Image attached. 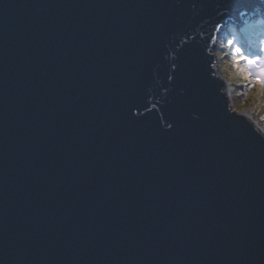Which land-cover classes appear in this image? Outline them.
<instances>
[{"label":"water","instance_id":"obj_1","mask_svg":"<svg viewBox=\"0 0 264 264\" xmlns=\"http://www.w3.org/2000/svg\"><path fill=\"white\" fill-rule=\"evenodd\" d=\"M236 7L0 0V264H264V135L169 79L208 67L236 115L209 43Z\"/></svg>","mask_w":264,"mask_h":264},{"label":"snow or ice","instance_id":"obj_2","mask_svg":"<svg viewBox=\"0 0 264 264\" xmlns=\"http://www.w3.org/2000/svg\"><path fill=\"white\" fill-rule=\"evenodd\" d=\"M230 4H235V12L238 14V19L241 20L240 23L236 25V30L234 34H231L229 38L224 41H220L219 33L227 27L226 23H217L215 25V33L210 34L209 43L219 42V47L224 49L225 47L231 50L232 59L230 61V66L232 71H228V65H224V71L228 73V79L231 81L234 77H242L244 81H247L249 87H256L257 84L261 90V94H264V31H260L256 34L255 47L253 48V43L248 39L247 33L249 26H244L242 18L247 16L248 12H252L254 17H259L258 24L264 26V0H230ZM251 5V6H250ZM225 10L229 14L233 12V8L229 4L225 5ZM223 13L221 14V20H223ZM254 27V26H252ZM249 49H252L251 51ZM211 55V53H209ZM223 56V53L220 54ZM178 59V58H177ZM205 63H209L207 60ZM180 68L177 60L173 61V73L169 79L176 77L178 80L181 76H187L190 80H194L202 88H208L211 91V100L214 105L219 108V111L223 115L224 119L229 121H235L236 123L243 124L244 121L239 120V116L242 112L241 107L233 106L232 111L236 113L235 116L230 115L228 111L220 108L213 96V85L214 80L209 79V68L204 67L201 69L197 64L194 63L191 71L185 73V69L177 70ZM214 75V73H213ZM177 97L188 98L190 97V89L181 84L178 87ZM132 106H130L131 108ZM193 118L199 120L200 117L196 112H193ZM133 116L130 115L129 119ZM173 129V123L167 122V131ZM251 131V129L249 128ZM261 135H264V128L261 130ZM255 135V134H254ZM256 136V135H255ZM260 141L264 142V139L256 136Z\"/></svg>","mask_w":264,"mask_h":264},{"label":"rangeland","instance_id":"obj_3","mask_svg":"<svg viewBox=\"0 0 264 264\" xmlns=\"http://www.w3.org/2000/svg\"><path fill=\"white\" fill-rule=\"evenodd\" d=\"M258 19L259 17H254L253 13H248L243 21L244 26H249L250 32L248 31L247 36L250 42L253 43V48L255 47L256 34L264 31V26L258 24ZM226 25L229 28L226 27L220 32V41H224L235 33L236 26L231 20H227ZM214 50L215 52L212 50L211 52L214 56L216 73L223 80L224 90L228 95L230 106L232 108L233 106L241 107V114L248 117L260 131L264 128V94H261L259 85L257 84L256 87L250 88L248 82L244 81L242 77H234L230 81L228 73L224 71V65H228V71H232L230 66L232 59L231 50L227 47L221 49L219 42L214 46ZM249 50L251 51L252 49ZM221 53H223V56L220 55Z\"/></svg>","mask_w":264,"mask_h":264},{"label":"bare ground","instance_id":"obj_4","mask_svg":"<svg viewBox=\"0 0 264 264\" xmlns=\"http://www.w3.org/2000/svg\"><path fill=\"white\" fill-rule=\"evenodd\" d=\"M228 27V26H227ZM229 28V27H228ZM223 31V30H222ZM249 32H250V29L248 30ZM219 36H220V33L218 34ZM218 44V42L217 43H212V45H213V47H211V50L212 51H214L215 52V50H214V46L215 45H217Z\"/></svg>","mask_w":264,"mask_h":264},{"label":"trees","instance_id":"obj_5","mask_svg":"<svg viewBox=\"0 0 264 264\" xmlns=\"http://www.w3.org/2000/svg\"><path fill=\"white\" fill-rule=\"evenodd\" d=\"M258 25V24H257Z\"/></svg>","mask_w":264,"mask_h":264}]
</instances>
